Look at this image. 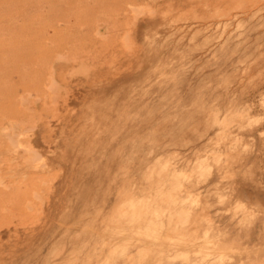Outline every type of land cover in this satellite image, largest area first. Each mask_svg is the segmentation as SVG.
<instances>
[{"label":"bare ground","instance_id":"6f19581e","mask_svg":"<svg viewBox=\"0 0 264 264\" xmlns=\"http://www.w3.org/2000/svg\"><path fill=\"white\" fill-rule=\"evenodd\" d=\"M237 8H243L244 12L241 15L242 10L239 13L234 12L238 14H230L232 10ZM219 11H229V16L232 15L235 24L239 23L238 25L243 23L242 15L249 19L253 17L252 20L260 22L264 20V0H0V248L4 249V252L12 248L9 247V242L12 239L19 242L26 238L19 233L18 228L9 227L7 222L9 214H14L13 212L16 211L20 215L23 211L18 207L15 208L14 199L22 201V207L25 208L24 213L27 210L36 213L35 206L38 203L47 207L45 212L42 207L41 211L36 209L38 218L37 216L34 218L36 220L33 221L32 225L34 229L37 228L38 220L48 219L50 215L54 216L50 220L53 222L52 224L58 221V212L55 211L53 204H49L51 199L43 201L38 195V192L43 189L41 185L51 186L52 182L50 183L47 178L49 175L55 174L54 168L66 166L62 162H66L67 155L72 161V163L70 161L71 169L76 166L81 167L83 162L81 164L78 159L88 152L99 135L94 131V139L89 136V131L94 130L95 124H97L95 130L101 128L103 124L95 118L89 122L83 121V111L91 115V109L96 105L95 102L98 103L97 105L101 104L100 99H98L102 97L101 90L97 95L87 96V98L85 96L87 102L83 104L81 113H78L79 108L77 106L83 102V97L78 94L70 98L73 99V101L71 100L73 108H67V112L63 109L65 113L62 114L58 98L60 96L59 91L63 87L61 88L62 84L58 82V78L62 79L61 81L76 80L77 83L80 82L82 79H72L74 72H76L75 69L81 70L82 75L85 74L84 71H87L85 61L89 62L88 59L93 56V63H95L97 58L95 59L94 55L102 48L101 45H106L101 39L105 42L106 37L111 35L109 44L113 45V56L120 60L121 64L123 57L126 56L128 65H140L139 68L134 67L132 73L136 78L135 80H139V83L144 85H139L138 81L133 84L131 80L128 81L125 77L119 78L117 75L113 79L115 87H113L112 93L114 95L121 94L122 88L126 85L123 91L126 94V97L123 96L126 100L125 106L128 105L131 108L130 114H135V112L143 109L141 97H144V93L147 94L149 89L157 87L158 92L161 91L162 95L164 92L165 96H160V99L156 100L155 93H152L148 96V101H156L153 105L155 110L152 111L162 109L161 113L164 111L163 118L160 120L152 115L153 118L157 119V129L152 124L145 125L141 128L144 130L147 127L145 133L141 134L143 136L135 139L129 146L137 153L140 152L141 160H136L138 157L135 156L129 160L122 159V162H127L126 164L131 167L127 166V170L121 175L117 168L114 169L113 182L118 181V188H116L118 191L113 208L108 209L111 213H106L101 218L98 215L101 210L98 211V214L94 211L95 205L89 213L87 211L88 217L86 219L74 222V227L66 228L65 226H69L68 223L70 222L65 223L63 221L62 230L65 231V234L62 238H57V242L52 247L53 252H56L55 248H58L60 252L56 253L59 256L67 250L65 248L69 243H75L83 246L78 249H87L90 253H94L91 256L88 254L87 259H84L85 264H222L219 248L225 250L228 248L229 250L230 246L236 248L241 244L246 245L247 250H249L247 258L234 254L238 257L234 258L235 260L232 258V261L235 262H227L228 264H235L236 262V264H264V197L261 195V199L256 198L258 201L251 202L253 204L250 205L249 209L252 210L247 211V214L249 212V214L256 212H261V214L259 213L254 217L250 216L253 219L251 221L244 218L247 221L246 225L243 224V218L242 220L238 218L237 222L228 225V230L225 228L217 232L215 230L213 236L215 235L217 241H213L218 245L213 242L212 247H210L212 248L211 251L207 246L203 247L200 244L207 241L208 235L205 230L210 228L209 223L212 218H215L213 214L212 218L210 216L209 219L210 212L207 208H209L210 202L207 201L206 197L214 194L222 200L223 197L220 198L219 195L223 192L221 195L225 197L224 188L234 190V183L240 182V179L244 181L246 175L250 173L247 170L242 171L243 163L236 166L237 170H235L228 162V156L225 155L224 159L222 157L215 159L213 156L217 154L216 152L212 158H209L207 152L209 150L210 155H212V148L210 150L209 147L214 143L213 141L222 139L223 136L228 135L230 130L234 131L238 118L249 108V102L254 97H250V100L248 98L246 103L245 101L241 102L245 103L244 105L237 104V101L233 99L237 89L234 88L232 91L228 88L226 83H231L228 77L223 87L226 88L230 99H224L223 92L219 89L220 85L217 86L218 89L213 88L214 85L207 86L217 92H215V97L213 93L209 95L205 91L196 90L193 100L202 101V104L191 111H189V105L185 100H180L179 97L181 86L178 85V81H185L187 84L191 82L192 78H195L192 84L201 85L202 78L210 73L206 69V65L208 66L211 57V59L220 58V61L224 57L227 66L231 64V61L232 63L236 62L233 71L237 72L234 87L242 85L247 77L245 68L241 67L243 65L241 63H247L246 58L248 57V62L251 63L257 49L249 46L245 54H238V59H235V55L246 48L249 44L247 40H253L255 36L251 33L243 40L234 42V36L223 34L225 37H222V41L216 42L215 36H212V30L220 26L226 27L230 23L217 20L216 15L221 17L218 14ZM216 12L217 14H215ZM244 26L245 31L252 28L247 22ZM101 28L106 29V31L109 30L108 34L103 33ZM161 29L166 32V35H163L162 40H160L161 44L156 48V35ZM120 34L122 36H118ZM200 34L203 37L201 42H199L201 40V38L199 39ZM136 35L140 37L141 44L144 46L143 49L139 47L138 41L140 40H137ZM119 37L121 38L119 47L122 49L118 52L116 50L120 49L117 47L120 41ZM230 45L232 48L228 50ZM62 51L70 56L64 57L66 54L63 52V56ZM64 61L68 65L66 68V63L57 67L60 69L57 72L54 63H64ZM102 61L105 62L106 59L105 61L102 59ZM181 61L187 67L182 66V69L176 70ZM79 67H83L84 70ZM190 68L193 71L186 75L181 72ZM146 69H152L153 72L151 71L152 73L147 76L144 74L142 78L140 75L142 72L145 73ZM175 70L178 71L176 73L178 77L174 80L173 85L169 86L173 79L170 81L168 76L172 75L170 71ZM93 74H91L93 75L92 78L85 74L86 80L89 78L91 81V79L94 80L98 77L96 72ZM123 79L125 80L117 87L118 81ZM86 80H84L83 85L89 86L90 84ZM89 83H92L90 86L92 89L96 88L95 80ZM189 85L191 84L187 86ZM67 90L65 89V91ZM256 90L260 91L258 89L254 91ZM205 94L208 99L206 97V100H203ZM263 94L262 89L258 95L262 97ZM67 95L69 96L68 93ZM156 97H159V94H156ZM79 98L82 99V102L79 101ZM218 98L220 100L216 104L215 100ZM170 100L175 103V111L173 115L167 118L169 115L167 114V105ZM233 100L234 103H232ZM38 105L42 106V110H54L60 114L53 113L55 119L52 120V127L57 129L53 141V150L51 147L43 146L42 143L46 141L45 136H42L36 128L39 125L44 127L49 125L45 116L43 117L40 113L38 115ZM200 109H203V113L206 112L207 114L215 110L213 121L205 120L207 114H202L205 117L201 118L202 116L197 113ZM103 110H99L97 115L101 114ZM66 114L68 115L66 116ZM245 118H247L245 121L250 120L248 117ZM67 124L68 126L71 124L70 131H66ZM247 124L249 125L248 122ZM202 125L206 127L203 128ZM53 131L55 132V130ZM262 131L264 130L262 129ZM151 133L153 134L151 135ZM158 133L164 137L167 135V137L162 141H157L158 139L153 136ZM58 140H61L62 144L59 145ZM81 143L83 145H80ZM224 145L226 144L224 143ZM81 147L83 148L82 151ZM114 152L121 153L118 149H114ZM91 153L94 157L92 162L100 161V153ZM144 153L148 156H144ZM106 165L110 166L109 163ZM208 171H211V174ZM196 173L199 177L208 174L206 179L199 180V178H195ZM45 187L49 191L48 188L50 187ZM239 188L237 192L229 193L228 199L225 200V206L222 208L225 215H221L219 218L223 224L229 220L230 223L233 222L229 213L238 203L240 204L243 199L251 200V197L246 195V190ZM256 188L258 191L264 190L261 184L256 185ZM52 189L54 188L51 187L50 190ZM187 195L191 196V199L192 196H196L195 201L186 202ZM201 197H205L204 200ZM196 202L197 204L193 206ZM243 206L241 205V207ZM240 210L243 211L241 208ZM98 216L99 220H97ZM10 221L13 222V217ZM98 221L104 228L100 233L97 231L100 227L96 226ZM241 223L242 226L239 225ZM4 224H6V228H1ZM178 224L180 226L182 224L184 227L181 226L183 227L181 228ZM28 228L29 226L26 227V229ZM2 229H7V231L4 232ZM50 229V227L47 228V230ZM210 233L212 234V231ZM62 241L65 243L63 242L64 245L60 246ZM208 246L210 245L208 244ZM73 254L72 256L76 257L79 255L76 251ZM231 257L232 255L228 259ZM68 262L76 264L75 260ZM68 262L63 263L68 264Z\"/></svg>","mask_w":264,"mask_h":264},{"label":"rangeland","instance_id":"374dc122","mask_svg":"<svg viewBox=\"0 0 264 264\" xmlns=\"http://www.w3.org/2000/svg\"><path fill=\"white\" fill-rule=\"evenodd\" d=\"M237 9L232 10V12L229 10L231 13L229 11H219L221 14L218 12V14L221 15V17L220 16L218 17V15H216L217 20L227 21L230 23H228L226 25V27L222 28L220 26L217 29L216 28L213 29L212 30L213 31L212 36L213 37L215 36L214 39L216 40V42H218V41H222V37L223 38L225 37L223 34H225L226 36L230 35V36H234V39H235L234 42H238V41L243 40L247 35H249L251 33L254 34L255 38L253 40H247L249 42V44L246 46V48H244L241 52L240 51L237 52V54L235 55V59H238L237 58L238 54H245L248 51L249 46L251 48H254L255 50L257 49L255 52V56H253V58H252L251 63L248 62L249 57L246 58L247 63H245V62L241 63V64H243V65H241V67L245 68L244 69L245 75H247L243 84L239 85V87L237 85L234 87L233 84H234V81H236L235 76H236L237 72H233V71L235 70L234 65L236 64V62L232 63V61H231V64H229L227 66L226 63L224 62V57L222 58L221 61H220V58L219 59H211L212 58L211 57L209 59V61H208L209 64H208V66L206 65V67H207L206 69L208 71H210V73H209V75L202 78V84L201 85L192 84V82H194L195 78H192L191 82L187 83V84L185 81L184 82H182L181 80L178 81V85L181 86V92L179 93L180 100H183V101L185 100L187 105H189V107H188L189 111L193 110L194 108L198 107V105L202 104V101L198 102V101L193 100L195 98V97H193V95H194V92L196 90H200L202 92L205 91L209 95H210V93H213L214 97H215L216 96L215 94L217 92L213 88H217V86L220 85L219 89H221V91L223 92L224 99H230V95L226 92V88L223 87L224 82L227 79V77L230 78V82H231L230 84L226 83L228 85V88H230L232 91L234 88L237 89L234 92V97H233V99L235 101H237L236 102L237 104L240 103V104L244 105L246 103V100H248V98L250 100L252 97H254L253 100L255 101L254 102L252 99L250 100L249 108L246 109L245 112H243L244 114L242 113V115H240V117L238 118V122H237L236 126L234 127V131L230 130L231 132L229 131L228 135L223 136L222 139H218L216 141L215 140L213 141L214 143H212V145L209 147L210 150L212 148L213 152L210 151V152H212V155H210L209 150L207 152V156L209 155V158L210 157L212 158L213 154H215L216 152H217L218 156H217V154H215V156H213V158H215V159H218L220 157L225 158V155L228 156V162L230 163L231 167L234 168L235 170H237L236 166L243 163L242 164V171L247 170V171H250V173H251V174L248 173L246 175V177L244 178V181L242 179H240V182L238 181L237 183H234L235 184L234 190L230 189L231 190L230 191V190H228L229 188H224V190H225L224 192H226L224 194L225 197L221 195L223 192L219 195L220 198L223 197L222 200L219 199V197L217 195H214V194L210 195L209 197H206L207 201L210 202V204L208 205L209 208H207V210L210 212L208 215L209 219H210V216L212 218L213 214H214L213 216L215 218H212L210 223H209V226L211 229L210 228H207L206 230L204 229L208 235V237H206V238H207L208 244L210 246H208V244H206L207 241L204 242L205 245L202 243H200V244H201V246L203 245V247L207 246L208 249H210V251L212 249L210 247H212L213 242L215 243V241H217V240H215V237H214L215 235L213 236V233H215V230H216V232L218 230L224 229V228H225V230H228V225L237 222L238 218H241V220L243 218V220H242L243 224L246 225L247 219L249 221H251V220H253L252 217L259 215V213L261 214V212H256L254 214H249L250 213L249 212L247 214V211L250 210L249 209L250 205L253 204L258 198L261 199L262 197H264V190L258 191V189L256 188V185H258V184H261L264 188V131H262V129L264 130V116H263L264 115V103H263L264 102L263 101L264 100V94L262 95V97H260V95H258V93H260V91L262 89L264 91V68H263L264 67V56L262 57V55L264 54L263 53V51H264V44H263L264 43V41H263L264 40V20H261L260 22H258L256 20H252V19H254L253 17L249 19L245 15H242L241 18L243 19V23L241 25H238L239 23L235 24V21L233 20V16H232L233 13L234 12L239 13L242 10L240 12V15H241V13L244 12L243 8H241V9L237 8ZM229 13L232 15L229 16L230 15ZM238 13H234V15L238 14ZM215 14H217V12ZM224 14H226V15H224ZM240 15H238V16H240ZM141 17H140V19H141ZM263 19H264V17H263ZM214 20H216V19H214ZM250 20H252V21H250ZM246 22L249 24V27L250 26L252 27L250 29H247V31H245V26H244ZM253 26H255V27H253ZM213 27H215V26H213ZM165 28H167V27H165ZM220 29H221V31H220ZM101 31L105 34H108L109 30L106 31V29L104 30L103 28H101ZM237 31H238V33H237ZM157 33H158V35H156V40H155L156 45H157L156 48L161 44L160 40H162L163 35H166L165 34L166 32L163 31L162 29L160 31H158ZM218 34H219V36H218ZM118 36H122V34H120ZM109 37H110V39H109ZM219 37H221V38H219ZM111 38H112L111 35L107 36L105 39V42L103 39H101L103 44L106 43V45L104 44L105 47H103L104 45H101L102 48L100 50H98L96 52V54L94 55V58L95 59L97 58L95 63H93V56H91L88 59L89 62L85 61V63L87 64V66H86L87 68L85 66L84 67L88 71V72L84 71L85 74L90 75V77L92 78L94 75L93 73L96 72V76H98L97 77L98 80H96L97 78L94 79L96 82V85L99 86V87L96 86L97 89L96 88L92 89L90 87L92 85V83H89V82H91V81L94 82V80L91 79V81H90L89 78H88V80H86L85 74L82 75L81 70L75 69L76 72H74V74L72 73L74 75V77H72V79H78L79 78V79L83 80V81L81 80L78 83L76 80L69 82L66 80L61 81L62 79L58 78V82H60L62 84L61 88L63 87L62 88L63 90L61 89L59 91L60 96L58 98L59 105H61L60 111L62 110V114L65 113V111L66 112L68 111L67 108L71 109V107H72L71 102L73 101V99H70V98H72L78 94H79V96L83 97V102H82V99L79 98L80 99L79 101H81L82 103L77 106V108H79V111L77 110L78 113H81L80 110H83V104H85L87 102L86 101L87 96L91 97L92 95H95V94L97 95L98 92H100L99 90H101L100 94L102 95V97L98 98V99H100L99 101L101 104L97 105L98 103L95 102L96 105L94 107H92L91 115H89V113L86 114L85 111H83L84 112L83 113V121L89 122L90 120L95 118V119H98L99 121H101L103 123L101 125V128L95 130V128L97 127V124H95L94 130L89 131L90 132L89 136H92L93 138H94V136H93L94 131H95V133L97 132V134H99V135L97 136L98 138L94 141L93 145L90 146L88 152L84 153L78 159L81 164L83 162V165L81 167L76 166L74 169H71L70 168V161L71 160H70V157L67 155L66 156V162L65 163L62 162V164H66V166H64L63 168H60V166H58V168H54L53 172H55V174H53V175L51 174L47 178V180H50V183L52 182L51 186L47 185V184H43L44 186L41 185V187L43 189L38 192V195L43 199V201L51 199L49 201V204H53L55 211L58 212V214H57V217H58L57 220L58 221H56L54 224H52L53 222H50V220L54 216L50 215V216H48V219L44 218V219L38 220V222L36 223L37 228L34 229V227H32V225H33V221H36V220H34V218L37 216V212L41 211L42 208H43V211L45 212V210H47V207L44 204L38 203V205H36V206L34 205L36 213L33 211H29V210H27L24 213L25 208L22 207V204H21L22 201L20 199H17V200L14 199L13 202L15 204V208L18 207L19 209H21L23 211L21 212L20 215L18 214V212L16 213V211L13 212L14 214H9L7 217V222L9 223L8 224L9 227L14 226L15 228H18L20 230L19 233H21L22 236H26V238H23L19 242L14 241V239H12L9 242V247L11 246L14 249L13 251H12V248L11 249L7 248L8 250L4 252L3 251L4 249L0 248V259H1L0 263L1 264H61V263L65 264L63 262H68L70 260H75V262L78 260L76 262V264H85V260L87 259L88 254L91 256L94 253L93 252L90 253L89 250H87V249L86 250L78 249L79 247H83L81 245H78L75 243L74 244L69 243V245H67V248L64 247L67 250L63 254H60L59 256H57V253H56V252H58V253L60 252V251H58V248H55V251L56 250L57 251L53 252L52 247H53L54 243L57 242V238L58 237L62 238L64 236L63 234H65V231L62 230V227H64V226H62L63 221L65 223L67 221H69L70 223H68V224H70V225L65 226V227L66 228H72V226L73 227L75 226L74 222H77V221L80 222L81 219H82V221L84 219H86L88 217L87 211L89 213L95 205H96V207L94 208V211L97 212V214H98V211L101 210L100 214H98L101 218L103 216H105L106 213H111V211H109L108 209L113 208V204L115 203L114 199L116 198V192L118 191V189H116V188H118V185H117L118 181L116 183L113 182V174L115 173L114 169L117 168V170L120 171V175H121L127 170V166H128L126 164L127 162L121 161L122 159H124V160L128 159L129 160L130 158H133L135 156V157H138L136 160H141L142 156H139L140 152L137 153L135 150L131 149L132 147H129V146L132 144V142L135 139L143 136L141 134L145 133L144 131L147 127L144 130H141L142 127H145V125H147V124H152V126L157 129L156 120L157 119L161 120L163 118L162 115H163L164 111L161 113L162 109L159 108L156 111H152V110H155L153 105L155 104L156 101H148L149 100L148 96L152 93L153 94L155 93L156 100L158 98L160 99V96L161 97L165 96L164 92H163V95H162L161 91L158 92L157 87L156 88L152 87L151 89H149V91H147L149 94L144 93V97H141V94H140V97L142 99L141 103L143 104L142 105L143 109H142V111L135 112V114H132V113L130 114L131 108L128 105H127L128 107L125 106V104H126V100H125L126 96L125 95L126 94H124L123 91H124L126 85H124V87L122 88L121 94H119V95L115 94L116 95L115 96L114 93H112L113 87H115V85H114L115 83H113V79H114V76L116 78L117 75L119 76V78L125 77L128 81L131 80V82L133 84H135L138 81L139 85H141V86H144V85H142V83H139V80L136 81L135 80L136 78L132 73L133 70L135 69L134 67L139 68L140 65H137V66H133V65L131 66L130 64L128 65L126 56L123 57L122 64H121L120 60H117L113 56V45L109 44L111 41ZM136 38H137V40H140V41H138V45H139V47H141L143 49L144 46H143V44H141L140 37H138L136 35ZM200 38H201V40H199V42H201L202 38H203L201 36V34L199 36V39ZM119 40L120 41L118 43V46L116 45L117 47H119L121 45V38L120 37H119ZM107 41H108V44H107ZM119 48L120 49H118L116 51H118V52H119V50L121 51L122 48L121 47H119ZM231 48H232V46L230 45L228 47V50H231ZM65 51H62L61 53L63 54V56H64V53L66 54L64 57H69L70 55L68 56V54ZM126 51H128V50H126ZM227 54H225V55H227ZM258 56H259V58H258ZM90 59H92L91 60L92 62L90 61ZM102 59L104 61L106 59V61L103 62ZM98 61H99V63H98ZM118 61H119V63H118ZM58 63L57 62L54 63V66L56 67L57 72H59L58 70H60V69H57V67L64 65L66 63L65 64V68H66V66L68 65V63L65 61H64V63H62V62H60L59 64ZM97 63H98V65H97ZM113 63H114V66H113ZM182 66L187 67V65H185L181 61L176 70L182 69ZM79 68L83 69V67H79ZM139 70L140 69H138V71ZM176 70L170 71V73H172V75L168 76V79L170 81H171V79H173V81H171V84H169V86H172L174 80L176 79V77H178V76H176V73L178 72V71L176 72ZM190 70H191V68L187 69V70H182L181 72H183L184 75H186L187 73L193 71V70H191V71ZM61 71H63V70H61ZM61 71H60V73H61ZM64 71H66V70H64ZM151 71H152V69H149V70L146 69L145 73L142 72V74L140 76L143 78L144 74H146V76L150 75L153 72V71L152 72ZM140 72H141V70H140ZM75 73H77V74H75ZM79 73H81V74H79ZM258 73H260V74H258ZM91 74H93V75H91ZM135 74H136V72H135ZM100 77H101V79H100ZM84 80H86L87 83L90 85L89 86L83 85ZM124 80L125 79H123L122 81L121 80L118 81L117 87ZM188 84H191V85L187 86ZM208 85H214V87L208 88L207 87ZM104 86H106V87H104ZM253 86H254V88H253ZM102 87H104L105 89L104 88L101 89ZM240 88H242V89H240ZM65 89L66 90L68 89V90L65 91ZM255 89H258L260 91H257V90L254 91ZM62 91H64V92H62ZM247 92H248V94H247ZM67 93L69 94V96L70 95L71 96L69 97L67 95ZM156 94H159V97H156ZM85 96H86V98H85ZM123 96H125V97H123ZM206 97L208 99V96L205 94L202 99L206 100L205 99ZM260 98H261V100H260ZM219 100H220V98L215 100V103L217 104ZM234 100L232 103L235 102ZM244 101H245L244 104L241 103ZM261 101H262V103H261ZM65 102H66V106H65ZM167 107H168L167 114H169L167 118H169L171 115L174 114L175 103L170 100ZM63 109L65 111H63ZM102 109H104L103 112L101 114L97 115V112L99 110H102ZM38 110H39L38 115L40 113V114H42L43 117L45 116V120L47 123H49V125H48V127H44L43 125H39L36 128L39 132H41L42 136H45L46 141L42 143L43 146H45L46 148L51 147V149L53 150V145H54L53 141L56 137L55 133L57 132V129H54L55 127H52L53 126L52 120L55 119V117L53 116L54 115L53 113H56L57 115H60V114H58V112H55L54 110H52L53 112L49 109L48 110H42L41 105H38ZM128 111H129V113H128ZM49 112H51V113H49ZM197 113L200 116H202V114H207L206 112L203 113V109H200L199 112H197ZM56 114H55V116H57ZM67 115L68 114H66V116ZM152 115H155V117H158V118L155 119V117L153 118ZM214 115H215V110L211 111L210 114L208 113L206 115L207 118H205V120L212 122ZM47 116H49V117H47ZM204 117L205 116H202L201 118H204ZM245 117H248V119H250V120L245 121L247 119ZM258 120H259V122H258ZM50 121H51V123H50ZM247 122L249 123V125L247 124ZM239 123H240V125H239ZM254 123H255V125H254ZM67 126H68V124L66 125V131H70L71 124L68 127ZM152 126H151V128H153ZM202 126H203V128L206 127L205 125H202ZM238 127H239V129H238ZM243 129H244V131H243ZM247 129H249V130H247ZM53 130H55V132ZM152 134L153 133H151V135ZM153 137L157 138L158 139L157 141H162V140H164V138L167 137V135H165V137H164L163 135L158 133L157 135H155ZM235 137H236V139H235ZM250 138H252V139H250ZM238 140H240V141H238ZM218 141L221 143H219ZM232 141H233V143H231ZM58 142H59L58 143L59 145L62 144L61 140H58ZM222 142H224L226 145H224V143L222 144ZM158 144H159V142H158ZM189 144L192 145V143H189ZM80 145H83V143H81ZM87 147H88V144H87ZM82 149L83 148L81 147V151H82ZM114 149H118L119 152H121V153L118 154V153L114 152ZM248 151H250V152H248ZM91 152H93L95 154L100 153V156H101L99 158L100 161L98 160L97 162H92V159L94 157H93ZM240 152H241V154H239ZM192 153L195 154L193 151H192ZM236 154H238V155H236ZM143 155L148 156L145 153ZM232 156H233V158H232ZM254 158H255V160H254ZM260 158H261V160H260ZM116 161H117V163L115 164ZM220 161H221V159H220ZM71 163H72V161H71ZM106 163H109L110 166H107ZM249 164H251V165H249ZM252 165H253V167H252ZM128 167H131V166H128ZM258 167H259V169H258ZM210 172L211 171H208V173H210ZM207 174H205V176L202 175V177H199L196 173V176L195 175H193V176H195V178L196 177L199 178V180H202V178L206 179ZM252 174H253V176H252ZM248 178H249V180H247ZM256 179L258 180V182ZM242 182H243V184H242ZM45 186L50 187V188H48L49 191H47V188ZM51 187H53L54 189L50 190ZM239 187L241 189H243L244 191L246 190L245 191L246 195L248 194L249 197H251V200L249 198H248L249 200L243 199L242 202H240L241 205H244L243 207H241V205L238 203L239 206L237 204V206L234 209H232L235 211L233 212L231 210L232 212L230 211V213H229V217H230V219L233 218V222L230 223V220H229V222L223 224V222L219 218L221 217V215L222 216L225 215V213H224L225 211L222 209L225 206V202H226L225 200L228 199L227 197H228L229 193H232V191L237 192ZM227 191H229V192H227ZM250 192H251V195H250ZM44 194H45V196H44ZM215 196H216V198H215ZM195 197L196 196H192V199H191V196H188L186 202H189V201L192 202L193 200L195 201ZM201 198H202V200H204L205 197H201ZM214 200H215V202H214ZM219 200H221L222 202L221 201L219 202ZM200 201H201V199H200ZM251 202H253V203H251ZM196 204H197V202L195 204H193V206H195ZM11 205L13 206V204H11ZM211 207H212V209H211ZM240 208L243 209V211L240 210ZM215 209H216V211H213ZM239 211H241L243 214ZM95 212H91V213H95ZM91 216L93 217L94 215L92 214ZM99 216H98L97 220H99ZM250 216H252V217H250ZM11 217H13V222L10 221ZM217 217H218V219H217ZM37 218H38V216H37ZM244 218L245 219L247 218V219L244 220ZM249 218H251V219H249ZM1 220H3V219H1ZM30 220H32V221H30ZM84 223H85V221H84ZM222 224H223V226L221 228ZM79 225H81V224H79ZM101 225L102 224L99 223V221L96 223V226L100 227L97 230V231H99V233L104 230V228ZM239 225L242 226V223ZM28 226H29V228L26 229V227H28ZM85 226H86V224H85ZM178 226H180V225L178 224ZM181 226L184 227V225H182V224H181ZM207 226H208V224H207ZM211 226H213V227H211ZM48 227H50L51 229L47 230ZM183 227H181V228H183ZM1 228H6V224L1 226ZM87 228H88V226H87ZM229 230H231V229H229ZM3 231L5 232V231H7V229H4ZM211 231H212V234L210 233ZM230 232H232V230ZM213 237H214V239H213ZM108 238H110V237H108ZM213 240H215V241H213ZM209 241H211V242H209ZM63 242L64 241H62L59 245L60 246L64 245L65 242L64 243ZM154 242H156V241H154ZM215 245H218V244L215 243ZM240 245L237 246L240 249H238L237 247L234 248V247L230 246V249H229L230 251L228 250V248H226V250L224 248L223 249L219 248L221 251L220 259H221L222 264H228L229 262H231L234 258H237L238 256L247 258L246 257L248 255L247 252L249 251V250H247L248 248L246 247V245H241V246ZM5 247H7V245H5ZM222 250H223V252H222ZM74 251H76V253L79 254V255H77V257L72 256V255H74L73 254ZM80 254H81V257H80ZM234 254H236L238 256H236ZM229 255L230 256L232 255V257L228 259V257H230ZM222 256L223 257L226 256V257H224V259H223ZM175 260L177 261V258H175ZM228 260H230V261H228ZM232 262H235V261H232ZM246 262H248V261H246ZM68 264H70V263L68 262Z\"/></svg>","mask_w":264,"mask_h":264}]
</instances>
